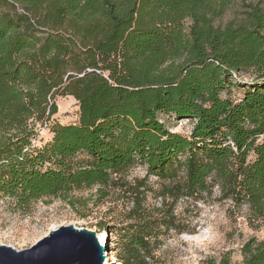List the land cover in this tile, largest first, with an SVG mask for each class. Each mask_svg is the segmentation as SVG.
<instances>
[{"label":"trees","instance_id":"1","mask_svg":"<svg viewBox=\"0 0 264 264\" xmlns=\"http://www.w3.org/2000/svg\"><path fill=\"white\" fill-rule=\"evenodd\" d=\"M232 1L0 0V198L29 211L44 198L74 207L72 193L93 186L100 200L129 192L138 228L131 237L122 228V264H134L170 226L168 215L152 221L141 207L150 175L172 179L158 193L163 200L216 188L258 227L264 6L246 3L241 18L215 25ZM230 88L238 97L224 94ZM56 96L76 100L77 122L53 119ZM182 119L193 123L189 133L174 130ZM42 128L51 138L37 145ZM137 164L146 176L127 181ZM240 250L241 264H264V239L249 238Z\"/></svg>","mask_w":264,"mask_h":264},{"label":"rangeland","instance_id":"2","mask_svg":"<svg viewBox=\"0 0 264 264\" xmlns=\"http://www.w3.org/2000/svg\"><path fill=\"white\" fill-rule=\"evenodd\" d=\"M254 2L264 6V0H233L224 13L214 20V24L224 26L229 21L241 18L243 5ZM239 77L246 79L248 76L240 73ZM239 92L237 88H230L224 94L229 93L236 98ZM55 102V121L60 124L77 122L78 106L73 97L56 96ZM50 138L48 129L42 128L40 141L36 143L42 145ZM82 157L84 155L78 154L79 159ZM248 159L252 160L253 155L250 154ZM145 176L146 170L142 164L135 165L126 173L129 182ZM182 176V169L177 170V178ZM171 182L170 178L150 175L140 188L142 194L139 199L142 200L141 207L148 214H145L146 217L156 221L168 215L170 226L159 230L150 250L139 252L140 257L134 259V264H202L208 258L219 259L225 254L230 264H241L243 256L240 248L243 243L252 237L258 241L264 239V220L256 228L248 225L246 208L219 198L216 188L211 194L201 197L163 200L158 193ZM96 188L93 186L72 193L74 198L80 199V203L74 207L62 199L44 198L32 204L29 211H23L16 208L10 199L0 198V243L21 250L34 244L58 225H73L95 231L97 235L102 233L107 242L105 262L112 257L109 264H122L119 236L122 228L128 225L130 237L136 234L138 228L134 216L128 217L129 209L134 206L133 196L129 192L113 189L110 199L100 200L95 195ZM163 201L167 204L164 205Z\"/></svg>","mask_w":264,"mask_h":264},{"label":"water","instance_id":"3","mask_svg":"<svg viewBox=\"0 0 264 264\" xmlns=\"http://www.w3.org/2000/svg\"><path fill=\"white\" fill-rule=\"evenodd\" d=\"M105 246L97 233L58 225L28 248L0 243V264H105Z\"/></svg>","mask_w":264,"mask_h":264},{"label":"built area","instance_id":"4","mask_svg":"<svg viewBox=\"0 0 264 264\" xmlns=\"http://www.w3.org/2000/svg\"><path fill=\"white\" fill-rule=\"evenodd\" d=\"M192 126H193V123H190L185 119H182V120L177 121L175 130L182 131L183 133H189L191 131Z\"/></svg>","mask_w":264,"mask_h":264},{"label":"bare ground","instance_id":"5","mask_svg":"<svg viewBox=\"0 0 264 264\" xmlns=\"http://www.w3.org/2000/svg\"><path fill=\"white\" fill-rule=\"evenodd\" d=\"M97 236H98V238H99V241L102 243V245L106 246V245H107V242H106V238L104 237V235L101 233V234H98ZM111 259H112V257L108 258V259L106 260L105 264H109L108 262H109V260H111Z\"/></svg>","mask_w":264,"mask_h":264}]
</instances>
